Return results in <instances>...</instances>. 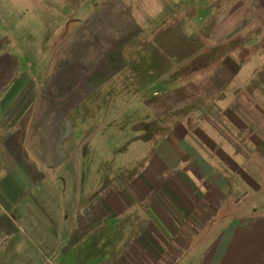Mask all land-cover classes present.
Here are the masks:
<instances>
[{"label": "crops", "instance_id": "1", "mask_svg": "<svg viewBox=\"0 0 264 264\" xmlns=\"http://www.w3.org/2000/svg\"><path fill=\"white\" fill-rule=\"evenodd\" d=\"M19 6L57 25L28 48L0 30V264H264V0H169L151 27L127 12L103 50L69 31L68 0ZM122 70L165 81L153 105L174 119L95 145Z\"/></svg>", "mask_w": 264, "mask_h": 264}, {"label": "rangeland", "instance_id": "2", "mask_svg": "<svg viewBox=\"0 0 264 264\" xmlns=\"http://www.w3.org/2000/svg\"><path fill=\"white\" fill-rule=\"evenodd\" d=\"M19 1L20 0L0 1V10L3 13V18L6 20V23H4L0 30H8L9 33L13 35L15 41H18L23 47L28 48V46L33 43H28V38L24 35L27 33L26 31L34 30L33 32L37 39L42 27L45 29H52V31L55 32V26L57 24H55V22L42 23L38 20H30L31 6H19ZM168 2L169 0H88L76 10L78 17L73 18L77 7L76 1L68 0L66 16L63 18L71 22L68 23L69 31L72 28L74 30L73 25L79 24L80 30H78L85 33V36L88 37L85 42L92 43V45L87 44L85 47L95 46V48L104 49L107 44L111 47L112 45L123 47L126 35L124 34L125 30L122 26L126 13L129 12L133 14V17L138 21H148L149 27L154 25L156 21L158 23L160 21L162 25L163 17L167 11L165 6ZM14 5H16V7H14ZM64 9L65 8H62V11H64ZM12 10L15 11L13 15ZM114 17L120 18V24H118L117 19L114 20ZM76 19H82L83 21L82 23L74 22L73 20ZM157 19H159V21ZM143 23L145 24V22ZM138 25L141 26V24ZM16 37L18 39H16ZM121 50L122 49H118L116 54L110 57V61H114L117 68H119V61L123 57H126L125 54L120 55V52H122ZM242 53L243 52H241V54ZM204 54H207L204 55V62H209L211 60L215 61L219 56L221 57L222 51L217 49H206ZM245 54L248 55L247 52H245ZM119 71H117V76L114 81L117 100H115L116 103L114 106L108 109L110 118L96 120L98 124L96 128H94L95 126L93 127L92 141L90 142H95V145H98L96 143L101 141V137L107 132H111L115 134L113 137L115 139L116 149L120 148L128 139L138 133V129H135L134 124L138 127L139 122L146 121L147 123L142 124L141 127H147L149 129L150 127H157L158 129L156 132L158 135H163L169 130L174 119L172 116L173 113H168L170 108L161 111L153 105L154 102L162 101L167 96V90L163 83L165 81L152 85L154 80H150L148 84H144V81L141 82L138 75L135 80H131V74L128 70H122L118 73ZM137 74H140V72ZM178 76L185 79L187 70L183 69L179 71ZM155 91H160L162 94L159 95L156 93L154 95ZM181 93H183L182 97L186 98L187 95L193 92L188 93L186 87H184ZM169 97H172V95L170 94ZM195 98L196 96H193L192 99H188L187 97L184 100L185 106L190 100L194 102ZM164 105H167V103H164ZM112 113L115 114V118H111ZM130 125L132 126L130 127ZM87 142L89 141L87 140ZM126 148L127 151L125 153L115 154L116 160H113L114 163L112 162V165L117 167V165L121 163L120 160L125 158L131 148H135L133 142L127 145Z\"/></svg>", "mask_w": 264, "mask_h": 264}, {"label": "built area", "instance_id": "3", "mask_svg": "<svg viewBox=\"0 0 264 264\" xmlns=\"http://www.w3.org/2000/svg\"><path fill=\"white\" fill-rule=\"evenodd\" d=\"M50 263H51V264H55V262H53V261H52V262H50Z\"/></svg>", "mask_w": 264, "mask_h": 264}]
</instances>
